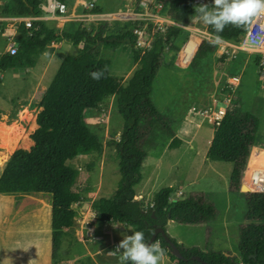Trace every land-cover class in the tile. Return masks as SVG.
<instances>
[{
  "label": "rangeland",
  "instance_id": "1",
  "mask_svg": "<svg viewBox=\"0 0 264 264\" xmlns=\"http://www.w3.org/2000/svg\"><path fill=\"white\" fill-rule=\"evenodd\" d=\"M77 1H65L68 16L62 21L47 22L50 28L57 30L58 38L47 46L33 69L0 73V170L14 151L27 150L33 145L30 135L37 128L35 119L40 100L64 57L76 55L81 48L65 40L64 32L74 33L78 29L96 32L100 26H105L106 34L132 33L135 46L123 41L109 68L110 74L120 79L121 85H126L137 67L133 51L148 50L156 34L161 36L166 28L178 24L168 16L167 6L156 0H86L93 4V9L99 10L94 18L87 17L90 11H83L76 5ZM196 2L201 0H194L193 7L198 4ZM203 2L212 5V0ZM178 25L185 31L183 37L190 35L187 30L191 27L194 31H205L198 14L192 16L187 25ZM137 29L144 34H135ZM182 43L176 44L181 47ZM178 52L165 49V62L154 79L151 100L161 113L174 119L175 137L181 143L179 147L169 149L172 138L162 135L156 146L147 151L141 168L142 180L135 186L136 199L147 203L165 187L173 188L170 201L191 193H205L217 210L216 219L200 225L171 222L165 228L166 233L186 248L198 247L205 251L207 232L210 231L209 248L235 257L240 263L237 246L239 229L246 224V194L229 192L232 165L206 159L207 142L216 124L213 114L221 107L229 106L233 93L238 94L243 110L258 117V134L264 135V62L248 51L218 46L214 54L201 62L197 71L190 65L182 66ZM262 75L263 78L258 80ZM236 77L240 84L233 92L229 82ZM204 110L209 112L206 116L198 114ZM84 118L90 130L99 137L103 152L79 155L74 162L68 163L77 171L75 187L82 199L73 206L76 216L63 239L59 264H69L70 260L73 264H120V254L113 251L124 235L132 234V229L99 223L92 209L95 199L114 194L120 179L116 151L111 144L119 139L123 124L116 110V96L106 97L98 107L85 111ZM50 208L48 196L0 195V212L10 210L9 217L14 221L24 219V222L43 225L48 222L50 229ZM162 264L175 263L164 255Z\"/></svg>",
  "mask_w": 264,
  "mask_h": 264
},
{
  "label": "trees",
  "instance_id": "2",
  "mask_svg": "<svg viewBox=\"0 0 264 264\" xmlns=\"http://www.w3.org/2000/svg\"><path fill=\"white\" fill-rule=\"evenodd\" d=\"M42 0H4V13L14 16H40ZM65 2L66 0H58ZM167 6L168 16L181 25H187L196 15L194 0H156ZM185 3L187 14L183 22L181 7ZM92 13H99L93 9ZM48 21H35L27 28L22 23L18 29V48L14 55L5 54L0 59V72L12 69H33L37 59L49 44L58 38L57 30ZM247 29L231 25L219 33L220 39L239 43ZM209 34L216 33L207 26ZM184 29L169 26L164 34L154 36L152 46L145 51H133L137 67L126 85L110 74L111 60L124 41L135 46L133 34H106L105 26L96 32L78 29L64 32L63 38L73 46H81L76 55H67L39 103L35 123L37 128L30 135L33 145L14 151L6 161L0 175V195H43L50 201L51 264H59L63 239L72 228L76 211L74 205L81 202L76 189L77 171L68 163L79 155L103 152L99 137L85 122V111L98 107L106 97L116 96V110L122 119V131L111 144L116 151L119 182L111 197L93 201L95 219L102 224H119L134 231H143L148 242L156 228L166 232L168 221L179 225L209 224L217 217V210L205 193H191L176 201H170L172 187L157 191L144 203L136 199L135 186L142 180L141 168L147 151L156 146L160 136L172 138L169 149L179 147L175 137L174 119L161 113L151 100L154 79L164 65L165 49L176 51L187 37ZM129 38V41H125ZM182 43V44H183ZM217 51V45L203 40L190 67L199 70L201 62ZM259 58L257 61L259 62ZM103 71L99 80L92 72ZM259 119L243 110L237 93L226 108L222 119L214 126L213 137L206 152V159L229 163L232 171L229 192H239L253 147L264 149V135L258 134ZM246 224L239 229L237 249L241 262L235 257L209 248L210 231L207 232L205 251L198 247L186 248L167 235L177 247L183 259H178L165 238L158 234L164 255L175 264H203L191 258L197 256L205 264H264V194H246Z\"/></svg>",
  "mask_w": 264,
  "mask_h": 264
},
{
  "label": "built area",
  "instance_id": "3",
  "mask_svg": "<svg viewBox=\"0 0 264 264\" xmlns=\"http://www.w3.org/2000/svg\"><path fill=\"white\" fill-rule=\"evenodd\" d=\"M142 4L145 5V3ZM4 5L5 2H0V59L5 54L14 55L16 53L18 48V29L22 23H24L25 26L29 28L32 22L35 21H62L68 16L67 3L58 0H42L40 4V10L42 11V14L40 16L22 17L5 14ZM76 5L82 8L83 11H90L87 17L94 18L98 16V13H92L94 6L88 1L78 0L76 2ZM81 16L86 17L83 14ZM116 16L120 17L123 16V14H117ZM173 25L181 27L178 24ZM134 33L139 36L144 34V32L139 29L135 30ZM196 38H201L199 45L201 44V41L203 39H207L208 41H210V36L206 31H191L190 35L182 44L178 52L180 63L184 67L190 65L199 45L190 57L186 54V52H184V48L192 39ZM139 45L141 46L140 43ZM233 47L242 51H252L256 53L258 57L260 56L261 60L264 62V17H261L256 21L255 24L252 25L250 29H247L241 37L240 42ZM229 83L230 89L235 92L239 87L240 79L237 77L232 78L231 82ZM225 111L226 108L221 107L217 112L213 114L214 123L218 124V122L225 114ZM208 113L209 112L207 110H204L201 113L198 112V114L202 116H206ZM249 161L250 160H248L247 166L245 168L242 184H244L248 188L249 193L264 194V163L256 162L255 164H251Z\"/></svg>",
  "mask_w": 264,
  "mask_h": 264
},
{
  "label": "clouds",
  "instance_id": "4",
  "mask_svg": "<svg viewBox=\"0 0 264 264\" xmlns=\"http://www.w3.org/2000/svg\"><path fill=\"white\" fill-rule=\"evenodd\" d=\"M194 12L201 22L210 26L217 34L215 40H220L219 33L231 25L235 28L250 29L261 17H264V0H212V5L200 3L194 5ZM103 71L92 72L91 77L99 80ZM155 235V232L152 233ZM120 254V264H162L164 249L159 241L147 242L143 231H134L124 235L113 251ZM33 264V261H29Z\"/></svg>",
  "mask_w": 264,
  "mask_h": 264
},
{
  "label": "crops",
  "instance_id": "5",
  "mask_svg": "<svg viewBox=\"0 0 264 264\" xmlns=\"http://www.w3.org/2000/svg\"><path fill=\"white\" fill-rule=\"evenodd\" d=\"M96 6L98 5L96 4ZM187 31H194V28L191 27ZM205 31L208 33L206 25ZM209 36L210 40H215V36L211 34H209ZM236 44L237 43L220 39L216 45L217 49L218 46L219 48L224 47L226 49V46L232 47L236 46ZM244 52L246 53V51ZM247 53H252L253 56L258 57V55L254 52L248 51ZM262 73L264 72L262 71ZM262 78L263 75L258 80ZM212 137L213 133L208 139V147L210 145ZM259 151L264 152V149L259 146L253 147L251 154L256 155ZM249 160L251 161V155L249 157ZM2 170L3 169L0 170V175L2 173ZM9 215L10 210L7 211L6 209V211L4 210L0 212V264H29V261H33V264H42V262L44 261H46V264H50L49 260H51V227L50 229L48 228V222L43 225L39 222H24V219H20V221H14L9 217ZM171 222L173 221H168L166 227H168L169 223ZM31 231H33V233H31ZM73 263V260L69 261V264Z\"/></svg>",
  "mask_w": 264,
  "mask_h": 264
},
{
  "label": "water",
  "instance_id": "6",
  "mask_svg": "<svg viewBox=\"0 0 264 264\" xmlns=\"http://www.w3.org/2000/svg\"><path fill=\"white\" fill-rule=\"evenodd\" d=\"M185 10H186V9H185V3H184V4L182 5V7H181V13H182V15H183V19H182L183 22H185V21H186V18H187V14H186V11H185ZM125 41H129V38H126ZM240 192L245 193V194H248V193H249V190H248V188H247L244 184H242V185H241V188H240ZM154 232H155V235L152 234V236L150 237V239L148 240V242H154V240H155V238L157 237V235H158V234H161V235L165 238L166 242L169 244V246H170V248H171V250H172V254H173L176 258H178V259H183V256L181 255L180 251L177 249V247H175V246L170 242V240L167 238L166 232H165L162 228H156ZM191 259L194 260V261H199V262H202L203 264H205V263H204L203 261H201V259H200L199 257H197V256H194V257H192Z\"/></svg>",
  "mask_w": 264,
  "mask_h": 264
},
{
  "label": "bare ground",
  "instance_id": "7",
  "mask_svg": "<svg viewBox=\"0 0 264 264\" xmlns=\"http://www.w3.org/2000/svg\"><path fill=\"white\" fill-rule=\"evenodd\" d=\"M201 38L192 39L184 48V52L190 57L197 49ZM256 158V159H255ZM255 159V161H254ZM264 163V152H259L258 155H252L250 163L255 164L256 162Z\"/></svg>",
  "mask_w": 264,
  "mask_h": 264
}]
</instances>
